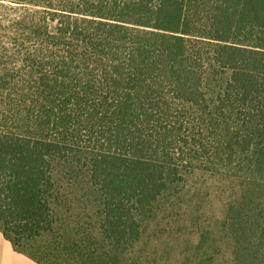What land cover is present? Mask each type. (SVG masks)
<instances>
[{
  "label": "trees",
  "instance_id": "trees-1",
  "mask_svg": "<svg viewBox=\"0 0 264 264\" xmlns=\"http://www.w3.org/2000/svg\"><path fill=\"white\" fill-rule=\"evenodd\" d=\"M9 1L0 231L15 250L133 262L152 222L204 201L185 189L203 173L234 194L187 264H222L224 247L228 264H264V0Z\"/></svg>",
  "mask_w": 264,
  "mask_h": 264
},
{
  "label": "rangeland",
  "instance_id": "rangeland-1",
  "mask_svg": "<svg viewBox=\"0 0 264 264\" xmlns=\"http://www.w3.org/2000/svg\"><path fill=\"white\" fill-rule=\"evenodd\" d=\"M1 4H4L6 7L14 5L9 0H0ZM32 8L35 9L36 7ZM185 189L190 190L189 195L199 192V195L204 197V201L202 203L200 201L189 204L188 206L184 204L181 212L182 214L185 212L183 214L185 220L178 219V216L174 215L170 223H167L166 220L160 223L152 222L142 239L134 245L132 249L133 253L128 255L130 258L138 256L135 257L138 259H135L133 262H123L121 264H147L149 262H153L152 264H187V258L191 257L195 252L193 242L197 239L198 225H205L207 229L213 228L214 234H216L215 218L213 216L219 214L223 205L234 194L227 182L218 176L196 173L189 176ZM79 212H72L73 216L71 221L77 219L85 220L81 218L84 216L83 212L78 217ZM197 215L201 217V220L199 222L192 221V217ZM86 220L89 221L90 219ZM71 224L76 225L73 222ZM94 236L95 233H93V236L89 235L91 240H93L92 238L95 239ZM87 237L88 235L86 233H81L78 236V238ZM96 238L98 237L96 236ZM213 252H217V249L213 250ZM228 252L229 250L224 247L222 256L220 257L222 264H228V261H226L229 257Z\"/></svg>",
  "mask_w": 264,
  "mask_h": 264
},
{
  "label": "crops",
  "instance_id": "crops-1",
  "mask_svg": "<svg viewBox=\"0 0 264 264\" xmlns=\"http://www.w3.org/2000/svg\"><path fill=\"white\" fill-rule=\"evenodd\" d=\"M0 264H39L24 253L18 252L0 231Z\"/></svg>",
  "mask_w": 264,
  "mask_h": 264
}]
</instances>
